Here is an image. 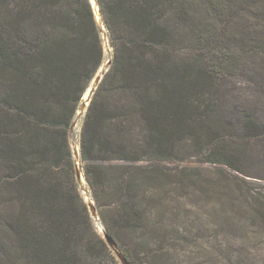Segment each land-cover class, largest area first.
Wrapping results in <instances>:
<instances>
[{
  "label": "trees",
  "instance_id": "1",
  "mask_svg": "<svg viewBox=\"0 0 264 264\" xmlns=\"http://www.w3.org/2000/svg\"><path fill=\"white\" fill-rule=\"evenodd\" d=\"M97 4L113 58L79 147L106 233L130 264H247L244 242L213 247L184 201L200 183L224 217L264 219V193L226 170L242 173L264 124L227 120L221 98L224 78L264 58V0ZM103 42L92 0H0V264H122L79 189L71 139ZM190 157L219 172L167 166ZM235 218L224 219L245 228Z\"/></svg>",
  "mask_w": 264,
  "mask_h": 264
},
{
  "label": "rangeland",
  "instance_id": "2",
  "mask_svg": "<svg viewBox=\"0 0 264 264\" xmlns=\"http://www.w3.org/2000/svg\"><path fill=\"white\" fill-rule=\"evenodd\" d=\"M103 40L106 60L101 70L104 69L108 61L112 60L113 58L112 48L110 47V45H107L108 40L104 37ZM259 59V57L255 59H247L246 63L240 64V66L237 67L234 73L232 72L230 75H228L222 80L221 88L222 93H224V97L221 98L224 100L223 109L224 111H227L225 115L227 120H231L237 123L238 119H242L244 115L249 113L250 115L255 117L261 124H264V61L262 60L264 58H261L260 60ZM83 102L81 104L80 111L82 109ZM88 107L89 106L85 108V111L83 112V115L81 117H78V115L76 116L74 126L71 132L73 151L74 148H76L79 154V162L76 160L75 163L77 167H80L81 172L82 168L79 145L81 138V130L84 124V117L86 111L88 110ZM223 130L231 135L235 134L234 132H236L233 131L231 128H224ZM240 160L241 164H238L240 165L242 173L231 171L230 169L226 170L231 173V176L233 178L237 177L238 180L239 178L246 180L247 183H249L250 185L247 186L253 192L256 190L259 191L261 195H263L262 193H264V136H260L258 139L252 141L250 143L249 150L247 151V155H243ZM167 166H178L179 170L182 168H186L188 174H192L194 178H199L202 181H205V178L203 177L211 176V174L214 175L219 172L218 170L220 169L218 166L213 164L201 163V159L197 157L187 158L181 163H169L167 164ZM189 185L190 186L186 189V193H188V196L184 203L188 208H193L194 211L197 214H200L204 219L208 231L207 235L210 236L207 239H210L209 243H211L213 247L215 246V248H218V244L220 243V241L228 240L230 243L236 242L238 244L244 242V245L247 246L248 249L251 251V253H249L250 256L245 255L246 257H248L246 263L264 264V219L261 220V218L257 217L253 213L249 215L241 208L236 211L238 212L239 217H237L235 215L236 212H233L231 209H229L227 216L224 217L223 214H219V209H221V206L218 204L216 205V197H212L211 195H203L201 193L202 186L200 183L195 184V182H190ZM85 188L91 194V191L86 181ZM79 189L85 200V194L81 189L80 185ZM222 217L229 220L231 217H236L237 219L235 218L236 221L234 222L239 223L240 225H245V228L242 226L239 229L234 228L233 226L229 225V221L226 222V220ZM94 225L99 232H102L98 223L95 220ZM217 230L219 231L220 235L215 238V235H217ZM213 240L216 242H214ZM204 246L207 247L206 245ZM220 260L221 261L217 264H229L223 258Z\"/></svg>",
  "mask_w": 264,
  "mask_h": 264
},
{
  "label": "water",
  "instance_id": "3",
  "mask_svg": "<svg viewBox=\"0 0 264 264\" xmlns=\"http://www.w3.org/2000/svg\"><path fill=\"white\" fill-rule=\"evenodd\" d=\"M97 1V0H96ZM102 23H103V21H102ZM104 24V23H103ZM99 27H100V29H101V33H102V35H103V37L105 38V39H107L108 40V42H107V45H109V43H110V41H109V37H108V33H107V31H106V29H105V27H104V25L102 26V28H101V26H100V24H99ZM110 65H111V60H109L108 61V63H107V65L105 66V68L104 69H102V71H100L99 72V74H98V76L96 77V78H94V82H95V85H94V88H93V90H92V94H90V97H89V100L88 101H84L83 102V105H82V109H81V111H79V113H78V117H81L82 115H83V112L85 111V108L87 107V106H89V103H90V101H91V99H92V96H93V94H95L96 93V91H97V89H98V86H99V84L101 83V81H102V78L105 76V74L107 73V71H108V69H109V67H110ZM93 82V83H94ZM77 149L76 148H74V154H75V158H76V160L79 158V154H78V152L76 151ZM77 176H78V182H79V185H80V187H81V189L87 194V199L85 198V200L87 201V203H88V206H89V208H90V211H91V216H92V218L97 222V223H100L101 224V222H100V218H99V212H98V210H97V208H96V206H95V204H94V202H93V200H92V196H91V194L88 192V190L85 188V186H82V184H81V181L83 180V173L81 172V169H80V167L78 166V168H77ZM101 233H102V235L104 236V238H105V240L107 241V244L114 250V252L117 254V256H118V258L121 260V262H122V264H130L129 262H128V260L124 257V255L122 254V252L119 250V247L117 246V244L113 241V239L110 237V236H108V234L106 233V231H105V229H104V227L102 226V224H101Z\"/></svg>",
  "mask_w": 264,
  "mask_h": 264
},
{
  "label": "bare ground",
  "instance_id": "4",
  "mask_svg": "<svg viewBox=\"0 0 264 264\" xmlns=\"http://www.w3.org/2000/svg\"><path fill=\"white\" fill-rule=\"evenodd\" d=\"M92 3H93V5H94V7H95V14H96V16H97V21L99 22V24H100V26H101V28H102V26L104 25L103 23H102V17H101V15H100V11H99V5L97 4V1L96 0H92ZM102 71V70H101ZM94 82V81H93ZM92 82V84H91V86H90V88H89V90H88V92H87V94H85V98H84V101H88L89 100V97H90V94H92V90H93V88H94V85H95V82L93 83ZM78 115V114H77ZM77 151V150H76ZM78 152V151H77ZM77 161L79 162V159H77ZM81 184H82V186H85V177H84V175H83V180L81 181ZM84 192V191H83ZM84 194H85V198L87 197V194L84 192ZM87 199V198H86ZM98 225H99V227H100V229L102 228L101 227V224L100 223H98Z\"/></svg>",
  "mask_w": 264,
  "mask_h": 264
}]
</instances>
